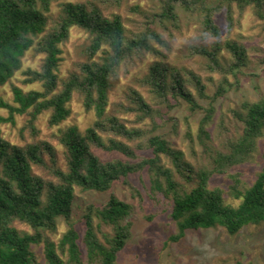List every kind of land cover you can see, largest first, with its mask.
Segmentation results:
<instances>
[{"label": "trees", "instance_id": "obj_1", "mask_svg": "<svg viewBox=\"0 0 264 264\" xmlns=\"http://www.w3.org/2000/svg\"><path fill=\"white\" fill-rule=\"evenodd\" d=\"M53 1L0 0V86L23 69L27 51L34 49L45 55L41 69L24 71L25 82H40L43 89L24 92L13 86L15 104L0 100V107L9 111L8 116L0 115V264H41L33 245L44 246L47 264H118L119 253L132 238L130 217L135 207L120 198L113 187L131 174L143 171L149 173L151 192L171 206V216L178 225V232L171 236L174 241L191 229L222 226L234 235L248 225L263 223L264 167L248 188H242L239 174L231 175L230 193L240 200L236 206L227 202L224 188L211 187V181L215 174L228 173L257 150L259 139L264 135V96L242 102L243 111H234L244 124L241 136L231 141L228 152L214 151L207 128L216 112L214 104L203 107L177 69L156 61L150 66L145 83L159 96L171 94L187 102L193 112H205L198 137L211 160L196 169L182 150L174 148L160 134L146 136L144 147L150 149L152 155L138 158L136 149L119 137L133 140L145 136V131L128 127L120 117L108 112L112 78L125 59L141 51L161 53L152 41L163 46L167 45L166 41L151 27L138 36L128 37L122 15L106 16L100 6L88 1L64 2L58 16L54 17ZM159 1L163 5L162 19L177 23L178 8H184L200 18L203 34L216 38L221 37L222 31L214 14L224 6L231 24L234 3L242 10L252 7L255 15L264 21V0H221L217 6H211L210 0ZM74 27L89 33L88 60L80 64V71L62 78L59 74L61 45L69 40ZM224 46L232 56L229 72L235 73L247 65L249 53L244 42L229 39ZM221 50L217 44L210 50L201 48L198 52L212 61L213 68L224 70L219 60ZM192 80L199 95L207 97V86L202 78L192 72ZM229 86L233 84L224 77L212 100L226 94ZM76 92L84 96L86 109L94 110L97 120L85 133L77 125L61 130L66 168L60 165L51 143L42 141L24 148L3 136L1 125L15 123L17 114L30 115L29 127L34 132L37 131L36 120L45 111H51L49 123L52 126L62 124L72 114L69 104ZM130 98L134 105L131 109L138 111L142 120L152 116L153 109L140 91L132 89ZM103 132L112 136L106 137ZM94 148L119 152L128 159L103 160ZM45 154L49 158H45ZM163 155L170 158L173 167L165 166ZM34 164L47 168L54 179L35 174ZM175 173L184 182L177 180ZM187 184H193L192 188L188 189ZM78 190L110 192L106 202L91 203L85 209L82 216L84 249L73 219ZM60 218L67 222L68 229L56 242L48 233L58 230ZM16 222L28 225L32 231L19 229ZM104 225L112 227V234L103 231ZM236 264L255 263L238 261Z\"/></svg>", "mask_w": 264, "mask_h": 264}, {"label": "rangeland", "instance_id": "obj_2", "mask_svg": "<svg viewBox=\"0 0 264 264\" xmlns=\"http://www.w3.org/2000/svg\"><path fill=\"white\" fill-rule=\"evenodd\" d=\"M69 1L95 3L109 17L114 14L122 15L128 37L138 36L147 27H151L163 36L168 45L163 46L153 40L152 45L161 53L136 52L133 57L125 59L120 64L116 75L112 78L108 112L120 117L128 127L141 128L145 131V136L133 140L119 137L136 149L138 158L152 155V151L144 147L146 136L160 134L174 148L182 150L186 159L192 162L196 169L211 160L205 154L198 137L205 112L203 110L193 112L187 102L171 94L168 97L159 96L145 83L144 78L149 73L150 66L156 61L177 69L203 107L208 108L211 103L214 104L216 112L207 125L212 135L211 145L214 151L230 150L231 141L241 136L244 127L234 111H243L241 105L244 100L256 101L264 96V21L255 15L252 7L242 10L234 3L233 24L228 19L226 6L217 9L214 18L221 28L222 35L216 38L203 34L200 18L184 8H178L177 23L162 19L160 14L163 12V5L159 0H54L53 16L57 17L62 3ZM220 1L210 0V5L217 6ZM229 39H238L248 47V63L235 73L227 69L232 56L224 45ZM89 44V33L74 27L69 40L61 45L63 53L59 74L62 78H67L72 72L80 71V64L88 60ZM217 44L222 47L219 60L224 70L213 68L212 61L198 52L201 48L210 50ZM44 57L43 53L34 49L27 51L23 69L7 84L0 86V100L15 104L13 86L22 88L24 92L43 89L40 82H25L27 76L24 71L29 68L41 69ZM192 72L199 75L206 84L207 97L202 98L199 95L192 80ZM224 77H227L233 86H229L226 94L213 101L212 97ZM132 89L144 95L153 109L152 116L142 120L139 112L131 109V106H134L130 98ZM69 105L72 108L71 116L58 126L49 123L51 111H45L36 120L37 131L34 132L29 127L30 115L17 114L15 123L1 125L3 136L24 148L42 141L51 143L56 148L60 165L66 168V149L60 140L61 130L77 125L80 131L85 133L97 120L95 111L86 109L84 96L81 93L76 92ZM0 115L8 116L9 111L0 107ZM102 134L106 137L112 136L108 132ZM94 151L103 160L118 157L128 159L119 152L104 151L99 148H94ZM45 158H49L47 154ZM162 158L165 166L173 167L169 157L163 155ZM263 167L264 135L259 139L257 150L245 161L230 168L226 174H215L211 187L224 188L227 202L236 206L240 200L235 199L230 193L233 184L231 175L239 174L242 188H248L255 182ZM33 171L45 178L54 179L49 170L43 166L34 164ZM175 177L180 182H184L178 173H175ZM186 186L191 189L193 184ZM113 191L135 207L130 217L133 221L132 238L126 248L119 253L118 264H236L238 261L264 264V222L248 225L234 235L228 233L222 226L191 229L183 238L174 241L171 236L178 232V225L171 216V206L151 192V179L147 171L131 174L126 181L115 183ZM109 195V191L78 190L77 192L73 219L81 234L80 244L83 249L85 225L82 216L85 209L91 203L106 202ZM15 225L23 231H32L24 223L16 222ZM67 229V222L60 218L58 230L48 234L58 242ZM102 229L110 234L113 232L112 227L107 225ZM100 236L104 240L101 234ZM32 248L41 264H47L44 246L33 245Z\"/></svg>", "mask_w": 264, "mask_h": 264}]
</instances>
